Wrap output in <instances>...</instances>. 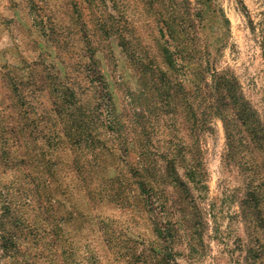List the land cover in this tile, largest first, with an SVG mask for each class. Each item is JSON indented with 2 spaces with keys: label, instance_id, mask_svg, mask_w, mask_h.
I'll return each mask as SVG.
<instances>
[{
  "label": "rangeland",
  "instance_id": "obj_1",
  "mask_svg": "<svg viewBox=\"0 0 264 264\" xmlns=\"http://www.w3.org/2000/svg\"><path fill=\"white\" fill-rule=\"evenodd\" d=\"M241 97L264 0H0V264H264Z\"/></svg>",
  "mask_w": 264,
  "mask_h": 264
},
{
  "label": "trees",
  "instance_id": "obj_2",
  "mask_svg": "<svg viewBox=\"0 0 264 264\" xmlns=\"http://www.w3.org/2000/svg\"><path fill=\"white\" fill-rule=\"evenodd\" d=\"M177 51L180 52L179 47ZM224 85L227 86V84ZM223 98L228 99L227 93ZM237 99L235 98L231 102H215V112H213L221 116L228 144H230L229 140L231 138L229 136V126H234L235 124L239 128L236 139L237 144L253 152L255 149H259V145L264 147V128L260 125L256 113L251 108L249 102L242 97L240 98V102ZM198 143L199 140L196 139L195 144L197 147Z\"/></svg>",
  "mask_w": 264,
  "mask_h": 264
}]
</instances>
